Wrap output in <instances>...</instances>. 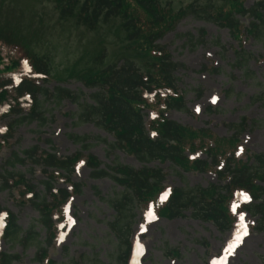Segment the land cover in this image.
<instances>
[{"label":"trees","instance_id":"trees-1","mask_svg":"<svg viewBox=\"0 0 264 264\" xmlns=\"http://www.w3.org/2000/svg\"><path fill=\"white\" fill-rule=\"evenodd\" d=\"M54 3L60 20H71L75 26L94 29L99 23L117 19L115 34L126 33L125 51L115 63L103 65L101 59L105 53L98 49L80 70L70 66L63 71L75 75L93 90L90 99L79 102L77 121L94 122L111 133L113 141L108 143L109 148H119L133 155L141 166L136 168L116 161L102 168L92 154L77 151L59 156L46 149L39 151L37 146L24 150V157L14 152V160H8L11 166L15 162L23 163L24 159L41 166L43 190L40 194L22 173L9 170L0 171V189L17 190L14 198L31 204L39 217L23 229L16 216L4 209L5 224L0 236L10 241L35 243L36 259L56 264L47 248L57 242L61 232L58 224L64 218L63 205L69 195L65 188H55L54 181L58 178L69 181L68 176L81 160L91 166L93 178L111 177L122 188L109 200L115 213L109 227L122 247L117 264H130L133 209L138 204L142 208L153 205L158 215L168 218L189 210L194 218L210 221L224 232L230 230L236 220L230 203L236 199V191L242 190L251 200L241 203L242 209L237 210H244L253 218L254 230L264 231V154L252 152L245 159L236 156L242 148L238 134L243 131L246 119L242 117L240 122L231 124L236 129L231 137H218L206 128L186 126L166 116L169 110L184 109L185 101L175 85L174 72L180 64L171 59L168 49L157 40L187 11L198 15L199 8L189 3L185 9L174 10L170 1L160 0H54ZM201 9H205L207 20L228 27L239 45L243 44L245 34L264 43V0H256L249 7L243 5V0H226L218 5L207 3ZM242 16L249 19L248 25L240 23ZM2 30L0 120L14 113L16 117L4 126L0 152L8 145L15 125L24 120L44 119L40 111L41 97L57 103L64 98L80 99L79 93L74 94L64 86H45L46 81L63 77V72L59 75L53 72L48 52H36L24 39H17L21 35L11 28ZM235 59L239 65L247 60L243 47L235 49ZM257 97L264 100V92ZM72 138L87 144V136ZM187 152L202 153L205 157L191 158ZM151 161H169L183 171H215L220 183L175 187L167 200H160L165 174L160 167L147 165ZM38 225L46 232L41 240L36 230ZM171 254L178 255L174 250ZM18 259L17 253L0 251V264H13Z\"/></svg>","mask_w":264,"mask_h":264},{"label":"rangeland","instance_id":"rangeland-1","mask_svg":"<svg viewBox=\"0 0 264 264\" xmlns=\"http://www.w3.org/2000/svg\"><path fill=\"white\" fill-rule=\"evenodd\" d=\"M160 1H170L174 10L185 9L189 3L200 10L198 15L187 11L158 40L168 49L171 59L180 64L174 72L175 85L185 101L184 109L170 110L167 116L183 125L209 128L218 137L234 134L236 129L229 124L238 123L244 117L247 120L238 138L247 149L246 154L252 151L264 154V101L257 97L264 92V43L245 34L243 47L247 60L239 67L234 52L238 41L228 27L207 20L205 9H201L207 3L218 5L226 0ZM254 1L243 0V3L248 7ZM54 5V0H0V29L11 28L21 35L17 39H24L36 52H48L53 72L57 75L63 72L60 80L46 81L45 86H64L80 96L79 101L64 98L59 103L41 97L40 111L44 119L24 120L15 125L8 137V145L0 152V171L22 173L40 194L44 178L41 166L26 159L11 166L8 160H14V152L18 157H24V150L37 146L39 151L46 149L59 156L77 151L92 154L102 168L116 161L136 168L141 166L133 155L119 148H109L108 143L113 141L111 133L94 122L77 121L79 102L90 99L93 90L75 75L63 71L70 66L80 70L98 49L105 53L101 59L103 65L115 63L122 57L126 33L115 34L119 20L109 19L94 29L75 26L71 20L59 19ZM241 21L247 22L248 18H241ZM14 117L15 113L1 118L0 135L4 134L8 120ZM74 135L87 136V144L76 142L72 138ZM147 165L160 167L165 172V189L205 187L218 182L213 172H185L169 161H151ZM91 170V166L82 160L68 176L70 181L60 178L54 181V186L71 192L64 205L66 230L47 248L49 257L56 264L118 263L122 247L109 227L115 214L109 200L122 188L111 177L93 178ZM16 191L0 189V209L11 211L17 223L26 229L39 215L27 201L22 203L19 198H14ZM147 211L139 204L133 209L132 232L136 243L133 264H264V231L251 228L253 219L245 213L237 216L234 226L240 225L235 231L221 232L212 222L194 218L189 210L175 218L158 217L154 213L150 216ZM36 230L40 240L45 237L41 225ZM172 250L178 255L171 254ZM0 251L17 253L19 259L13 264H50L36 259L35 243L2 237Z\"/></svg>","mask_w":264,"mask_h":264},{"label":"snow or ice","instance_id":"snow-or-ice-1","mask_svg":"<svg viewBox=\"0 0 264 264\" xmlns=\"http://www.w3.org/2000/svg\"><path fill=\"white\" fill-rule=\"evenodd\" d=\"M0 131H2V130H0ZM241 195V198L243 199V200H247V199H249V197L247 196V194H240ZM163 198H166V197H162V199ZM149 215L151 216V212H149ZM152 218H154V217H152ZM0 219H2V218H0ZM62 238V237H61Z\"/></svg>","mask_w":264,"mask_h":264}]
</instances>
